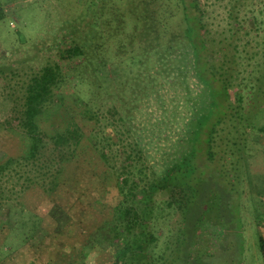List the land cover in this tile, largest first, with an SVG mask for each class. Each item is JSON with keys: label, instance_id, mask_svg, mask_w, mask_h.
<instances>
[{"label": "trees", "instance_id": "trees-1", "mask_svg": "<svg viewBox=\"0 0 264 264\" xmlns=\"http://www.w3.org/2000/svg\"><path fill=\"white\" fill-rule=\"evenodd\" d=\"M68 3L72 10L85 6L86 0ZM82 10L89 20L81 19L80 13L62 24L69 33L63 55L29 76L22 94L16 95L19 103L10 116L15 125L5 120L23 137L24 148L0 161V181L16 177L22 189L31 183L54 194L66 161L78 160V148L93 132L89 146L114 170L121 198L66 264H90L88 254L100 246L110 251L111 264H239L244 243L238 195L226 173L215 166L218 140L231 132L223 134L225 127H237L236 120V124L231 121L236 109L227 78L209 54L201 1L91 0ZM5 16L0 0V20ZM180 56L184 63H176ZM191 77L206 99L200 107L191 99V88L185 87ZM164 80L183 87L182 103L190 104L192 115L185 150L159 171L144 163L146 153L137 129L129 126L133 118L124 109L128 102L121 93L133 88L141 95L147 90L159 94L163 86L156 84ZM70 97L80 104V113L74 114V105H68ZM84 114L112 132L97 130L96 125L86 131L77 119ZM124 140L125 148L115 146ZM126 172L130 179L121 177ZM160 192L165 199L158 198ZM2 193L0 188V197ZM213 202L220 207L222 235L213 248H207L200 224ZM3 204L0 201V211ZM161 211L173 219L164 231L163 245L160 232L156 233V228L165 226L156 215ZM257 237L258 252L264 257V232L259 230Z\"/></svg>", "mask_w": 264, "mask_h": 264}, {"label": "rangeland", "instance_id": "rangeland-1", "mask_svg": "<svg viewBox=\"0 0 264 264\" xmlns=\"http://www.w3.org/2000/svg\"><path fill=\"white\" fill-rule=\"evenodd\" d=\"M1 1L6 16L0 20V161L10 153H21L24 148L23 137L17 130L10 129L5 120L15 125L10 116L15 103H19L16 95L22 94L29 76L63 55L69 35L66 25L62 27L64 20L80 13L84 15L82 8L91 0L72 10L69 0ZM200 1L205 10L209 54L227 78L230 102L236 109L231 121L236 120L237 127L230 124L225 127L223 134L228 129L231 132L218 140L216 149L220 153L215 166L226 173L238 195L236 202L240 208L244 243L243 261L239 264H264V257L258 252L257 237L259 230L264 232V0ZM80 2L83 4L85 0H78V4ZM81 19L89 20L90 16L85 14ZM81 28L79 25L78 29ZM181 52L186 56L184 50ZM181 58L176 63H184ZM156 86H163L160 95L149 90L141 95L133 88L121 95L128 102L124 109L128 108L126 111L133 118L129 126L137 129L138 140L145 150L144 163L160 171L185 150L192 107L182 103L185 93L179 84L164 80ZM185 87L191 88V99L195 107H200L206 99L201 97L197 80L191 77ZM158 96L161 99H156ZM67 102L74 105V114L80 113L78 102H73L72 97L67 98ZM77 119L88 132L94 125L97 130L112 132L102 121L94 123L93 118L85 114L78 115ZM92 134L89 132L78 148L81 153L78 160L66 161L54 194L49 195L39 185L31 183L22 189L21 180L16 177H4L0 181L3 191L0 201L5 203L0 211V264H66L69 255L78 251L91 230L111 216L112 207L121 198L117 190L118 177L89 146L94 138ZM127 142L124 140L115 146L125 148ZM121 177L130 179L131 173L126 172ZM158 198L165 199V195L160 192ZM220 213L219 204L213 202L203 214L200 225L206 232L207 248H213L222 235L218 223ZM165 214V211L156 214L165 223L164 229L156 228L161 238L167 224L173 223L172 217ZM162 222L159 220L160 224ZM163 240L165 237L161 245ZM88 261L111 264L112 256L100 246L91 250Z\"/></svg>", "mask_w": 264, "mask_h": 264}]
</instances>
